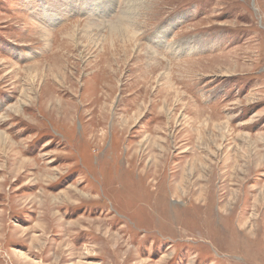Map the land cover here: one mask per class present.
Segmentation results:
<instances>
[{
	"label": "rangeland",
	"instance_id": "374dc122",
	"mask_svg": "<svg viewBox=\"0 0 264 264\" xmlns=\"http://www.w3.org/2000/svg\"><path fill=\"white\" fill-rule=\"evenodd\" d=\"M0 264H264V0H0Z\"/></svg>",
	"mask_w": 264,
	"mask_h": 264
},
{
	"label": "bare ground",
	"instance_id": "6f19581e",
	"mask_svg": "<svg viewBox=\"0 0 264 264\" xmlns=\"http://www.w3.org/2000/svg\"><path fill=\"white\" fill-rule=\"evenodd\" d=\"M127 203V202H126ZM129 206V205H128ZM252 240V239H251ZM249 241V240H248ZM250 242H252V241H250Z\"/></svg>",
	"mask_w": 264,
	"mask_h": 264
}]
</instances>
